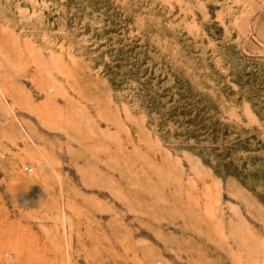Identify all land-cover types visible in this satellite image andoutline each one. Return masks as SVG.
<instances>
[{"label":"rangeland","instance_id":"374dc122","mask_svg":"<svg viewBox=\"0 0 264 264\" xmlns=\"http://www.w3.org/2000/svg\"><path fill=\"white\" fill-rule=\"evenodd\" d=\"M0 264H264V0H0Z\"/></svg>","mask_w":264,"mask_h":264}]
</instances>
